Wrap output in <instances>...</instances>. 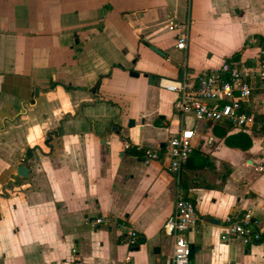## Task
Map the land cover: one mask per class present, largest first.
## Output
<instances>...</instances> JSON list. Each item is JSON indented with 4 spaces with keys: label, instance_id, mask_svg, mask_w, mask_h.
<instances>
[{
    "label": "crops",
    "instance_id": "obj_1",
    "mask_svg": "<svg viewBox=\"0 0 264 264\" xmlns=\"http://www.w3.org/2000/svg\"><path fill=\"white\" fill-rule=\"evenodd\" d=\"M169 19H190L186 49ZM260 38L264 0H0V264H163L168 161L145 165L122 141L161 149L194 125L182 169L198 217L185 233L191 264H264V239L220 240L231 213L252 210L264 231V91H252L254 123L238 129L182 116L158 86L224 61L254 66ZM214 125L248 133L251 147L227 146ZM98 217L108 221L87 224Z\"/></svg>",
    "mask_w": 264,
    "mask_h": 264
},
{
    "label": "built area",
    "instance_id": "obj_2",
    "mask_svg": "<svg viewBox=\"0 0 264 264\" xmlns=\"http://www.w3.org/2000/svg\"><path fill=\"white\" fill-rule=\"evenodd\" d=\"M168 29L175 32V47H187L190 19L175 21L169 19ZM158 86L177 94L176 110L182 115H192L196 122L228 123L234 128L244 129L254 123V114L246 110L245 102L257 88L264 91V48L254 66L222 62L219 66L202 69L194 74H184L182 78L160 77ZM194 127H181L173 133L160 148H148L130 141H122L123 150L136 153L148 165L161 157L168 161L172 176L174 206L163 224V232L170 238L171 251L163 264H191L190 244L185 233L197 225L196 206L192 198L184 192L182 169L194 148ZM212 138L210 137L209 140ZM98 217L87 220L91 227L107 222ZM127 244H137V233L130 230ZM236 239L244 245L254 244L264 239L260 218L252 211L231 213L223 220L220 234L222 242ZM130 256L126 257L129 260Z\"/></svg>",
    "mask_w": 264,
    "mask_h": 264
},
{
    "label": "trees",
    "instance_id": "obj_3",
    "mask_svg": "<svg viewBox=\"0 0 264 264\" xmlns=\"http://www.w3.org/2000/svg\"><path fill=\"white\" fill-rule=\"evenodd\" d=\"M260 41L261 48H264V38H260ZM213 133L216 136L222 137L224 143L229 147L247 150L252 145V139L250 135L244 131H239L233 134H227V131L224 128L214 125ZM129 152L132 153V151Z\"/></svg>",
    "mask_w": 264,
    "mask_h": 264
},
{
    "label": "water",
    "instance_id": "obj_4",
    "mask_svg": "<svg viewBox=\"0 0 264 264\" xmlns=\"http://www.w3.org/2000/svg\"><path fill=\"white\" fill-rule=\"evenodd\" d=\"M152 49H154V50L160 52V51H159L157 48H155V47H152ZM130 74H131V75H134V76H138V73H136V72H130ZM145 76H147V75L145 74ZM149 79H151V76H149ZM130 122H131L130 124L132 125V124H133V121H130ZM161 146H163V145H161ZM28 170H29V169H28L27 166H25V165H19V166L17 167V175L20 176V177H23V178L28 177V175H29V174H28V172H29ZM206 220L209 221V222H212V223H216V224L220 223L219 220H216V219H214V218H212V217H207ZM138 242H139V243H143V240L141 239V240H139ZM155 250L158 251V250H159L158 247H156Z\"/></svg>",
    "mask_w": 264,
    "mask_h": 264
},
{
    "label": "rangeland",
    "instance_id": "obj_5",
    "mask_svg": "<svg viewBox=\"0 0 264 264\" xmlns=\"http://www.w3.org/2000/svg\"><path fill=\"white\" fill-rule=\"evenodd\" d=\"M131 120H134V118H133V117H130V118L128 119L127 123L129 124ZM124 121H125V120H124ZM252 131H254V130L252 129Z\"/></svg>",
    "mask_w": 264,
    "mask_h": 264
}]
</instances>
